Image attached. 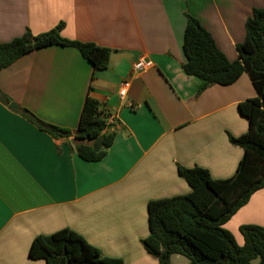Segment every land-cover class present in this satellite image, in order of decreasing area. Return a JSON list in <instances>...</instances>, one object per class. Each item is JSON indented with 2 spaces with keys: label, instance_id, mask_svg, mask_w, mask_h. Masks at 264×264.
I'll list each match as a JSON object with an SVG mask.
<instances>
[{
  "label": "crops",
  "instance_id": "obj_1",
  "mask_svg": "<svg viewBox=\"0 0 264 264\" xmlns=\"http://www.w3.org/2000/svg\"><path fill=\"white\" fill-rule=\"evenodd\" d=\"M264 0H0V42L37 36L58 24L62 38L111 50L95 71L79 51L58 45L31 51L0 70V92L49 125L75 130L87 96L97 100L115 138L105 157L87 162L76 147L96 141L55 139L0 101V264H45L28 250L38 235L71 229L123 264H158L140 241L147 204L190 192L177 166L201 167L214 179L233 176L243 150L231 144L248 122L238 104L254 98L246 73L197 95L199 80L182 64L185 14L229 61L238 58L245 21ZM140 58L151 62L132 75ZM127 80L126 97L118 87ZM264 227V189L224 225ZM171 264H187L172 255Z\"/></svg>",
  "mask_w": 264,
  "mask_h": 264
},
{
  "label": "trees",
  "instance_id": "obj_2",
  "mask_svg": "<svg viewBox=\"0 0 264 264\" xmlns=\"http://www.w3.org/2000/svg\"><path fill=\"white\" fill-rule=\"evenodd\" d=\"M182 49L186 58L183 72L199 80L197 95L207 88L229 86L246 73L256 96L238 104V112L248 122V130L229 142L243 150L236 170L228 179H214L201 167L177 166V175L190 188L186 195L152 200L147 204L148 235L140 241L147 254L158 264H171L172 255H180L187 264H264V227L242 225V244L224 225L251 196L264 189V7L252 10L245 21L244 40L236 46L238 58L229 61L211 35L197 19L185 14ZM63 24L33 36L28 30L19 38L0 42V70L25 54L48 46L73 47L95 71L105 70L111 50L92 43L64 39ZM0 101L9 99L0 92ZM25 120L55 139L73 136L79 141H96V148L76 147V154L87 162L102 160L115 138L114 125L108 122L99 102L87 96L75 130L44 123L25 108L18 112ZM31 260L45 264H123L121 259L103 255L77 232L65 228L50 235L36 236L29 247Z\"/></svg>",
  "mask_w": 264,
  "mask_h": 264
},
{
  "label": "built area",
  "instance_id": "obj_3",
  "mask_svg": "<svg viewBox=\"0 0 264 264\" xmlns=\"http://www.w3.org/2000/svg\"><path fill=\"white\" fill-rule=\"evenodd\" d=\"M150 66H151L150 61H148L144 58H140L137 62H135L132 65V75L133 76L137 75V74L143 72L145 69H147ZM128 87H129V82L127 80L120 82L119 87H118V91H117L120 99H124L126 97Z\"/></svg>",
  "mask_w": 264,
  "mask_h": 264
},
{
  "label": "water",
  "instance_id": "obj_4",
  "mask_svg": "<svg viewBox=\"0 0 264 264\" xmlns=\"http://www.w3.org/2000/svg\"><path fill=\"white\" fill-rule=\"evenodd\" d=\"M8 108L11 109V110H19V107L13 102L9 103Z\"/></svg>",
  "mask_w": 264,
  "mask_h": 264
},
{
  "label": "rangeland",
  "instance_id": "obj_5",
  "mask_svg": "<svg viewBox=\"0 0 264 264\" xmlns=\"http://www.w3.org/2000/svg\"><path fill=\"white\" fill-rule=\"evenodd\" d=\"M256 263H257V260L253 261V263H252V264H256Z\"/></svg>",
  "mask_w": 264,
  "mask_h": 264
}]
</instances>
